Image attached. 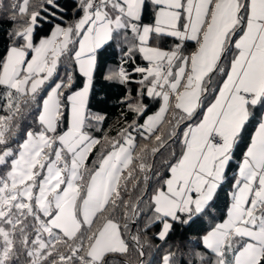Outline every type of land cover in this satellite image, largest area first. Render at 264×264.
Wrapping results in <instances>:
<instances>
[{
  "label": "snow or ice",
  "instance_id": "snow-or-ice-1",
  "mask_svg": "<svg viewBox=\"0 0 264 264\" xmlns=\"http://www.w3.org/2000/svg\"><path fill=\"white\" fill-rule=\"evenodd\" d=\"M64 11L0 0V264H264V0H76L67 26ZM97 73L128 89L114 136L88 108ZM145 97L159 107L141 123ZM177 225L199 243L170 239Z\"/></svg>",
  "mask_w": 264,
  "mask_h": 264
},
{
  "label": "trees",
  "instance_id": "trees-1",
  "mask_svg": "<svg viewBox=\"0 0 264 264\" xmlns=\"http://www.w3.org/2000/svg\"><path fill=\"white\" fill-rule=\"evenodd\" d=\"M4 3L7 4L8 0H4ZM59 3L63 6L65 11L62 13L64 20L63 25L67 26L68 23H72L75 20L79 19V15L74 11V5L76 4V0H59ZM150 17L148 15L145 16V22H148ZM11 23L7 20H0V56H2L5 52V49L8 45V38L6 33L11 30ZM51 32V27L48 24L42 25L36 35H35V41H39L40 38H43L47 35H49ZM189 45H191V42H188ZM171 44V38H166V42L163 44V47L167 48ZM106 60V68L108 67H114L120 60V54L119 50H115L113 52H110L106 54L105 56ZM137 63L140 65H144L146 62H144L139 56L136 57ZM129 69L133 67V65H128ZM62 71V68H61ZM135 79H139V75H135ZM82 78H80L77 74V80L76 84L74 85V90H78L79 87L82 86L80 81ZM131 89L132 95L135 96L138 85L135 83L130 84L128 86ZM128 89L124 88L123 86L119 84L114 83H108L105 82L99 73H97L96 77V83L94 86V95L90 94L89 97V111L91 112H103V114L106 116L105 122L101 125V127L105 131H109L111 135L116 134V130L123 126L122 123H118V118H120V114L122 111H127L124 105L121 103V100L124 98L126 92ZM144 103L149 105V108L146 111L145 116L140 118V122H143V119L146 118L147 115H151L154 111L157 110L159 105L157 103H153L151 100H149L147 97L144 98ZM128 120L132 119V115H128ZM30 123V121H29ZM67 121L64 122V127L66 128ZM183 127V126H182ZM254 128L249 129V137L247 140H245L238 149L233 150V158L230 161V166L227 170V179L225 181L223 191L220 193V199H219V206L221 208V212L224 218H226L227 213V207L230 204V192L232 190V184L234 181L232 180V177L237 173L238 165L243 157L244 151H246L247 144L250 142L251 134L254 132ZM93 134L96 136H100V132H96L94 129H92ZM167 155V153H165ZM96 159V150H93V153L89 156V165H91V161ZM159 163V162H158ZM220 222V221H217ZM186 227V226H185ZM204 228L208 227L207 222H205ZM198 229H193L192 231L185 232L184 227L177 225L176 231L172 234L170 239H179L182 236L186 237L191 244H198L199 238L198 235H196V232ZM202 235V233H200ZM159 260V256L157 255L155 257V261Z\"/></svg>",
  "mask_w": 264,
  "mask_h": 264
},
{
  "label": "crops",
  "instance_id": "crops-1",
  "mask_svg": "<svg viewBox=\"0 0 264 264\" xmlns=\"http://www.w3.org/2000/svg\"><path fill=\"white\" fill-rule=\"evenodd\" d=\"M254 131H255V130H254ZM253 133H254V132H253ZM242 159H243V157H242ZM242 159H241V160H242ZM237 171H238V169H237Z\"/></svg>",
  "mask_w": 264,
  "mask_h": 264
},
{
  "label": "rangeland",
  "instance_id": "rangeland-1",
  "mask_svg": "<svg viewBox=\"0 0 264 264\" xmlns=\"http://www.w3.org/2000/svg\"><path fill=\"white\" fill-rule=\"evenodd\" d=\"M38 42V41H37ZM230 200H231V197H230ZM230 203H231V201H230ZM230 205V204H229Z\"/></svg>",
  "mask_w": 264,
  "mask_h": 264
}]
</instances>
